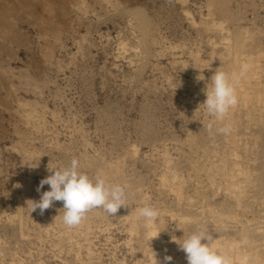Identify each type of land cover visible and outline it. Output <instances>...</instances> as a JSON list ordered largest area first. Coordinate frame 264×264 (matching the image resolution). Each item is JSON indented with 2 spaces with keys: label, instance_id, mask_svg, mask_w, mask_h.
Listing matches in <instances>:
<instances>
[{
  "label": "rangeland",
  "instance_id": "1",
  "mask_svg": "<svg viewBox=\"0 0 264 264\" xmlns=\"http://www.w3.org/2000/svg\"><path fill=\"white\" fill-rule=\"evenodd\" d=\"M219 67L239 96L216 122L201 104ZM73 158L128 208L73 228L60 201L31 212ZM199 229L264 264V0H0V264H188L172 237Z\"/></svg>",
  "mask_w": 264,
  "mask_h": 264
},
{
  "label": "clouds",
  "instance_id": "2",
  "mask_svg": "<svg viewBox=\"0 0 264 264\" xmlns=\"http://www.w3.org/2000/svg\"><path fill=\"white\" fill-rule=\"evenodd\" d=\"M248 68L247 64H243L240 76H243ZM196 79L204 81L205 77L199 75ZM202 91L206 99L201 105L210 116L214 117L216 122L223 121L229 111L238 104L236 85L229 74L221 70L220 67L215 70ZM208 127L211 133L212 124H209ZM216 131L228 135L231 132V127L225 125L217 128ZM48 171L51 174L40 181L36 190L41 192L45 185H49L50 190L41 192L38 201L28 200L31 212L39 209L42 215L45 210L53 206L54 202L60 201L63 203V223L67 227L73 228L79 226L86 218V214L93 209H103L107 215L116 216L122 207L128 208L126 185L109 184L100 174L95 178L90 177L80 171L79 161L75 158L71 160L70 165L60 169L51 168L48 165ZM159 215V210L150 205H145L137 210V217L143 222L145 228H151ZM172 240L185 253L188 264H234L233 258L219 253L211 246L212 237L204 229L194 231L186 237L183 236L180 243L173 237ZM171 259L170 256L165 257V261ZM248 260L247 256H243L240 258L239 264H248ZM156 262L160 264L157 259Z\"/></svg>",
  "mask_w": 264,
  "mask_h": 264
},
{
  "label": "bare ground",
  "instance_id": "3",
  "mask_svg": "<svg viewBox=\"0 0 264 264\" xmlns=\"http://www.w3.org/2000/svg\"><path fill=\"white\" fill-rule=\"evenodd\" d=\"M225 15V14H224ZM220 25V24H219ZM244 28H246V27H244ZM220 29H222V28H220ZM240 29V28H239ZM228 32V31H227ZM245 32V31H244ZM236 38V37H235ZM240 41V40H239ZM250 42V41H249ZM224 45H225V43H223ZM228 45V44H227ZM226 45V46H227ZM230 46V45H229ZM240 47H241V45H239ZM240 47H237V49L238 50H240ZM227 51H228V49H227ZM238 52L240 53V51H237L236 53H233L232 55H230V53L228 52V55H229V59H228V62H229V70L231 71V73H232V75H233V77L235 78L236 76H238L237 75V72L239 71V69L237 70V68H238V63H239V61H238V58H237V55H238ZM242 54V53H241ZM227 62V63H228ZM223 63V62H222ZM243 63V62H242ZM251 63V62H250ZM226 67V66H225ZM224 68V67H223ZM226 69V68H225ZM239 73V72H238ZM236 80V79H235ZM241 80V79H240ZM246 89V88H245ZM242 90V89H241ZM238 93V92H237ZM238 96H239V94H238ZM241 97V96H240ZM262 100V99H261ZM243 101V100H242ZM247 101H249V100H247ZM254 101V100H253ZM254 103V102H253ZM260 103V102H259ZM258 104V103H257ZM254 105V104H253ZM253 108V107H252ZM255 108H256V106H255ZM261 111V110H260ZM257 118V117H256ZM228 122V121H227ZM222 161V160H221ZM205 162V161H204ZM225 162V161H224ZM202 163V162H201ZM236 163V162H235ZM204 164V163H203ZM212 165H214V163L212 164ZM214 168H216V166L214 167ZM213 168V169H214ZM216 169H219L220 170V167L218 168H216ZM239 169V168H238ZM222 170V169H221ZM220 170V171H221ZM224 170H225V167H224ZM216 171V170H215ZM226 171V170H225ZM244 171V170H243ZM242 171V172H243ZM241 172V173H242ZM248 172V171H247ZM247 172L246 173H244V175H245V180L244 181H246L247 180ZM222 173V175H224L226 178H229L230 179V177H232V176H228L229 174V171L226 173V172H221ZM220 173V174H221ZM213 174V173H212ZM237 174V173H236ZM243 174V173H242ZM250 175V174H249ZM235 177L236 176H234V179H235ZM224 179V178H223ZM244 179V178H243ZM250 180V179H249ZM243 181V182H244ZM225 182V181H224ZM232 182H233V180H232ZM214 183V182H213ZM226 183H227V181H226ZM247 183H248V181H247ZM212 184V183H211ZM223 188V187H222ZM226 188H227V191L230 189V185H227L226 186ZM241 188L243 189V187H242V185L241 186H238L237 188H235V189H239V191H237L239 194L241 193L240 192V190H241ZM232 189V188H231ZM225 190V189H224ZM242 191V190H241ZM234 193H235V191H234ZM237 194V193H236ZM238 194V195H239ZM237 196V195H236ZM211 246H213L219 253H223V254H225V255H227L228 253L231 255V258H233V260H234V263L235 264H239V260H240V258L241 257H243V255L237 250V248L235 247V245L234 244H227L226 246H224V247H222V245H219V242H213L212 244H211ZM249 263H251V264H254V259H250L249 260V262H248V264Z\"/></svg>",
  "mask_w": 264,
  "mask_h": 264
}]
</instances>
